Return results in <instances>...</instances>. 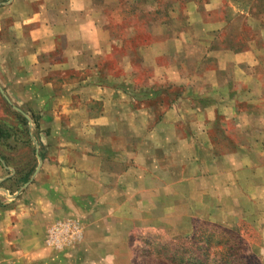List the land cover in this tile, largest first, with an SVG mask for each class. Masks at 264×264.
Instances as JSON below:
<instances>
[{"label":"crops","instance_id":"0c3cea01","mask_svg":"<svg viewBox=\"0 0 264 264\" xmlns=\"http://www.w3.org/2000/svg\"><path fill=\"white\" fill-rule=\"evenodd\" d=\"M49 2L37 10L38 56L62 64L53 63L51 93L28 116L43 143L34 163L0 156V264L54 263L47 232L65 219L85 228L68 264H134L137 232L179 237L200 223L235 222L252 228L264 264V98L234 100L236 113L224 121L196 109L188 131L168 114L135 132L130 93L95 78L104 52L93 0Z\"/></svg>","mask_w":264,"mask_h":264},{"label":"rangeland","instance_id":"374dc122","mask_svg":"<svg viewBox=\"0 0 264 264\" xmlns=\"http://www.w3.org/2000/svg\"><path fill=\"white\" fill-rule=\"evenodd\" d=\"M45 2L0 0V128L5 133L0 156L6 154L14 165L34 163L36 150L41 151L40 132L31 120L27 128L21 115L39 112L37 102H45L51 93L46 88L53 81V63L62 64L52 56H38L42 21L37 10ZM93 2L104 52L96 60L101 70L95 78L130 93L135 132L154 129L152 117L168 114L176 115L175 121L188 131L196 109H202L204 118L211 113L224 121L225 114L236 113L234 100L264 98V0ZM240 68L256 70L245 76ZM197 229L179 237L157 229L135 233L129 240L134 264H260L257 236L244 223H200ZM76 247L54 253L52 264H68Z\"/></svg>","mask_w":264,"mask_h":264},{"label":"built area","instance_id":"2783aa9c","mask_svg":"<svg viewBox=\"0 0 264 264\" xmlns=\"http://www.w3.org/2000/svg\"><path fill=\"white\" fill-rule=\"evenodd\" d=\"M84 234L85 228L81 221L59 220L48 228L45 246L55 252H66L80 244Z\"/></svg>","mask_w":264,"mask_h":264},{"label":"trees","instance_id":"16d2710c","mask_svg":"<svg viewBox=\"0 0 264 264\" xmlns=\"http://www.w3.org/2000/svg\"><path fill=\"white\" fill-rule=\"evenodd\" d=\"M21 118H22V120H24V122H25V124H26V127L28 128V126H29V121L26 119V118H24L22 115H21ZM32 122H33V124H34V127H35V130L36 129H38V121L34 118V117H32ZM29 130H27V132H28ZM4 137H5V133H4V131L0 128V142L4 139ZM28 142H32L31 141V139H28ZM2 159H3V161H5L6 163H8V159L5 157V156H2L1 157ZM35 167H36V165H34V169H35ZM33 168L31 169V173H33ZM30 173V174H31ZM29 174V175H30ZM198 229L195 231V233H198ZM222 255V254H221ZM176 257V256H175ZM173 263H177V260H176V258H174V259H172L171 260ZM192 260H190L189 261V264H191L192 262H191ZM179 263H181V262H179ZM183 263H184V261H183ZM204 264H207V263H204Z\"/></svg>","mask_w":264,"mask_h":264},{"label":"water","instance_id":"95a60500","mask_svg":"<svg viewBox=\"0 0 264 264\" xmlns=\"http://www.w3.org/2000/svg\"><path fill=\"white\" fill-rule=\"evenodd\" d=\"M0 90H1V92L4 94V91L0 88ZM7 98V97H6ZM7 100H8V98H7ZM25 116V118H27L28 120H30L29 119V117L27 116V115H24ZM31 123V122H30ZM30 126H32V124H30Z\"/></svg>","mask_w":264,"mask_h":264}]
</instances>
